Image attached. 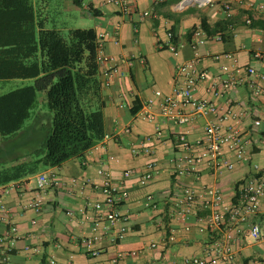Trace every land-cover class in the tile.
I'll list each match as a JSON object with an SVG mask.
<instances>
[{
	"label": "crops",
	"instance_id": "crops-1",
	"mask_svg": "<svg viewBox=\"0 0 264 264\" xmlns=\"http://www.w3.org/2000/svg\"><path fill=\"white\" fill-rule=\"evenodd\" d=\"M216 1L214 6H182V0H129L130 11L125 13L106 0H83L82 7L65 0L66 9L79 11L82 19H93L95 26L90 28L105 35V51L116 58L125 75H115L106 87L100 74L97 93L91 90L88 95L94 107L99 102L103 104L109 138L82 157H73L59 166L42 168L34 175L0 186V202L8 206L12 221L19 229V238L10 256L13 264H52V259L56 264H176L186 257L205 255L213 238L228 230L224 226L215 231H200V227L207 226L209 214L202 209V198L197 200L188 218L176 217L170 209L173 196L185 186H191L198 194L217 186L232 199L242 179L252 174L264 176V95L251 91L246 84L249 67L264 71V61L254 57L257 51L264 53V12L248 10L238 4L239 0ZM224 1L235 4L232 18H227L223 11ZM259 2L264 0H256ZM145 11L150 16H143ZM247 15L254 17L251 24L245 22ZM199 25L213 34L223 33L224 39L202 45L197 55L190 39L192 30ZM66 27L77 28L67 23ZM169 29L177 36L178 55L158 45L159 39H166ZM227 53L237 57L235 67L230 58H213L214 54ZM196 57L209 75L207 81L198 85V97H212L210 87L220 74L221 64L230 66L236 79L242 80L233 87L223 86L219 81L218 102L243 112L237 126L249 142L247 160L237 163L233 153L227 152V159L237 163L234 170H212L200 165L196 173L177 176L171 161L180 152L176 133L186 132L194 141L203 135L206 119L179 127L164 123L161 116L155 122L142 120L138 112L147 99L155 97L156 90L171 93L177 67ZM255 119H261L262 124L254 127ZM127 128L130 133L126 132ZM148 136L152 138L149 144L153 152L135 155L132 147H141L142 140ZM152 159L159 172L152 181L142 185L141 174ZM100 167L111 171L123 195L121 208L129 215L130 228L117 244L101 241L97 245L101 253L91 257L79 238L92 233L95 212L89 203L102 199L101 178L97 173ZM128 169H135L136 173L125 178ZM40 173L52 175L53 181L44 193L42 211L36 213L25 205L37 195L36 178ZM73 179L77 184L72 183ZM2 187L7 192L3 193ZM150 195L152 199L148 198ZM255 220L264 226V199ZM173 228L176 230L172 231ZM229 232L235 236L232 247L236 264L264 260V242L241 236L236 230ZM131 251H137V255L118 259L119 253Z\"/></svg>",
	"mask_w": 264,
	"mask_h": 264
},
{
	"label": "built area",
	"instance_id": "built-area-1",
	"mask_svg": "<svg viewBox=\"0 0 264 264\" xmlns=\"http://www.w3.org/2000/svg\"><path fill=\"white\" fill-rule=\"evenodd\" d=\"M106 2L117 5L125 13L130 11L129 0H106ZM216 3V0H182L181 5L214 6ZM238 4L248 10L264 12V3H256V0H239ZM234 7L235 4L230 1L222 3L227 18L233 17ZM142 15L150 16V12L145 11ZM253 18L247 15L245 22L251 24ZM104 37V34H99L97 62L102 69L103 84L108 87L115 75H125V72L120 68L116 58L106 53ZM223 39V33L210 34L202 25H199L192 30L190 45L198 55V50L202 45H206L209 41H223ZM118 42L117 39L116 43ZM158 45L161 48H167L174 55L179 54L177 36L172 29L166 31V39H159ZM222 57L230 58L233 62L232 67L238 64V59L234 54L213 55L216 60H221ZM254 57L264 61V53L261 51L255 52ZM123 62L127 61L123 60ZM219 69L220 74L210 87L212 97L202 98L197 96V88L198 85L208 80L209 75L200 67L199 58L196 57L180 64L177 67L173 91L165 94L161 90H156L155 97L147 99L138 112V117L142 120L155 122L161 116L164 123L170 122L179 127L189 125L200 118L206 119L203 135L194 141L189 139L186 132L176 133L180 152L171 161L173 172L177 176L196 173L200 165H205L212 170L225 168L231 171L236 168L237 163H244L247 160L249 142L237 126L243 112H238L231 106L223 107L218 102L221 97L219 81L223 86L233 87L242 80L236 79L228 65L221 64ZM248 72L250 76L246 81L248 88L257 94L264 95V71L249 67ZM261 124V119L253 121L254 127ZM126 132L130 133V129L127 128ZM157 132L160 134V127L157 128ZM107 138L109 136L105 135L99 143L102 144ZM151 139L149 136L143 139L141 147H132V152L135 155L151 154L153 152L149 144ZM227 152L233 153L237 163L227 159ZM158 172L156 161L150 160L141 174V184H148ZM97 173L101 178L99 190L102 199L89 203L95 212L92 233L79 238L80 243L91 257H97L101 253V247L97 246L101 241L108 240L117 244L125 238L130 228L129 215L121 208L124 201L123 195L113 181L111 171L100 167ZM134 173H136L135 169H128L124 176L128 178ZM51 176L47 173L38 174L35 187L37 195L25 205V208L36 213L42 211L44 193L53 181ZM72 183L77 184V180L73 179ZM84 184L83 182V190L85 189ZM2 190L5 193L8 189L2 187ZM148 198L152 199V196ZM199 198H202V209L209 212L206 217L207 226L200 227V231H215L224 226L228 230L213 238L205 255L186 257L176 264H236V254L232 247L235 236L229 230H236V233L241 236L252 237L264 242V226L255 220L264 199V176L252 174L242 179L232 199H228L222 189L217 186L208 187L203 194H198L191 186H185L180 193L173 196L170 206L171 214L188 218ZM1 226L4 228L0 231V261L2 264H13L10 256L19 238V229L12 221L10 209L3 202H0ZM175 230L172 229V231ZM154 246L156 245L152 244V247ZM129 255H137V251L119 253L118 259ZM51 263L56 264V260L52 259ZM253 264H264V260H256Z\"/></svg>",
	"mask_w": 264,
	"mask_h": 264
},
{
	"label": "trees",
	"instance_id": "trees-1",
	"mask_svg": "<svg viewBox=\"0 0 264 264\" xmlns=\"http://www.w3.org/2000/svg\"><path fill=\"white\" fill-rule=\"evenodd\" d=\"M43 1L0 0V80L34 79L0 95V133L8 139L24 128L39 92L52 112L41 147L0 168V186L82 157L106 135L103 104L96 108L88 98L97 93L102 72L99 34L59 24ZM72 1L82 7L83 0Z\"/></svg>",
	"mask_w": 264,
	"mask_h": 264
},
{
	"label": "rangeland",
	"instance_id": "rangeland-1",
	"mask_svg": "<svg viewBox=\"0 0 264 264\" xmlns=\"http://www.w3.org/2000/svg\"><path fill=\"white\" fill-rule=\"evenodd\" d=\"M43 7H48L53 20L59 24L67 23L72 27L90 28L95 26L92 18L80 17V12L66 9L65 0H46L42 2ZM82 19V20H81ZM31 78H15L0 80V95L17 88L33 84ZM45 95L38 93V102L32 109L30 118L22 131L6 140L0 133V168L14 164L16 158L25 156L28 152L41 147L43 138L47 134L49 126L52 125V112L48 109Z\"/></svg>",
	"mask_w": 264,
	"mask_h": 264
}]
</instances>
